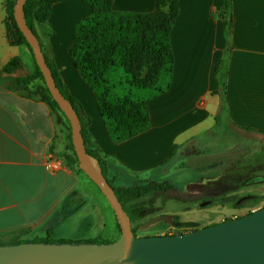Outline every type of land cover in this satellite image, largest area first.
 I'll return each mask as SVG.
<instances>
[{"label": "crops", "instance_id": "crops-1", "mask_svg": "<svg viewBox=\"0 0 264 264\" xmlns=\"http://www.w3.org/2000/svg\"><path fill=\"white\" fill-rule=\"evenodd\" d=\"M6 1L0 0V71L18 58L20 69L8 76L21 78L32 75L36 64L25 45L9 38L13 29ZM222 1L178 0L170 31L169 86L148 102V129L119 143L111 140L96 95L70 55L78 24L91 15V8L82 0L55 1L45 20L34 23L44 58L78 105L87 146L96 152L107 180L120 183L124 174L138 179L158 168L166 176L174 149L185 151L194 141L217 133L264 135V0H232L228 28L219 18ZM110 6L114 12L150 14L156 11L157 0H111ZM217 67L223 71V88ZM65 134L44 103L0 84V221L14 217L20 221L0 227V236L29 240L44 237L48 230L54 233L53 227L42 236L35 231L51 221L76 186L93 196L92 187L82 179L86 175L68 164ZM76 199V194L69 198V209ZM135 210L125 208L132 225L137 221Z\"/></svg>", "mask_w": 264, "mask_h": 264}, {"label": "trees", "instance_id": "trees-1", "mask_svg": "<svg viewBox=\"0 0 264 264\" xmlns=\"http://www.w3.org/2000/svg\"><path fill=\"white\" fill-rule=\"evenodd\" d=\"M55 1L59 0L26 1L23 11L26 24L31 30L34 23L45 20ZM82 1L91 8V15L78 24L70 55L82 79L96 95L98 110L111 140L116 143L123 142L148 129V102L165 91L171 81L173 54L170 45V31L178 15V0H157L156 11L150 14L114 12L111 10V0ZM15 2L16 0H7L5 6L7 18L13 29L9 31V38L12 43L25 45L31 52L30 46L18 30L13 18ZM231 6L232 0H223L219 13V18L223 19L226 25L228 24L227 28L231 21ZM148 57L157 59V67L154 76L141 78L139 70ZM47 65L52 72L56 87L72 104L79 117L86 152L98 160L96 152L87 146L78 105L68 95L55 69L48 63ZM20 67L21 61L18 58L10 59L0 71V84L23 98L40 101L48 107L55 123L62 124L65 128L67 152L69 153L68 164L77 172L82 173L72 146L69 122L51 98L38 67L35 66V72L29 76L21 78L8 76ZM118 67L126 74L123 81L117 79ZM216 74L220 87L223 88L225 80H223L221 67L216 68ZM174 155L175 149L168 162L173 160ZM99 164L105 176V168L101 161ZM107 181L124 210L128 202L137 200L146 194L173 189L168 182L150 181L131 187H114L111 181ZM197 230L199 229L190 232ZM133 232L134 229H132ZM190 232H178L175 235ZM52 233V230H48L39 242L17 238V241L8 245L28 243L102 245L97 244L95 240L83 242L55 240L52 238Z\"/></svg>", "mask_w": 264, "mask_h": 264}, {"label": "rangeland", "instance_id": "rangeland-1", "mask_svg": "<svg viewBox=\"0 0 264 264\" xmlns=\"http://www.w3.org/2000/svg\"><path fill=\"white\" fill-rule=\"evenodd\" d=\"M156 67V58H146L139 70L140 77L154 76ZM125 77L118 67L117 79L123 81ZM170 164L166 176H162V168H158L138 179L124 174L120 183H112L115 187H131L154 181L173 186L171 190L149 193L130 202V207L136 209L137 221L131 224L136 238L190 232L264 208V135L217 133L216 137L211 135L205 141H194L185 151H176ZM82 179L92 187L93 196L76 186L59 204L51 221L36 229V236L45 235V231L53 227L55 240H95L97 244L106 245L119 239L120 229L107 201L86 176ZM74 194L77 199L69 209L67 203ZM125 208L129 212L128 206ZM19 222L14 217L11 222L0 221V227ZM40 238L30 237L29 241L39 242ZM15 241L17 239L0 236V246H10L8 244Z\"/></svg>", "mask_w": 264, "mask_h": 264}, {"label": "water", "instance_id": "water-1", "mask_svg": "<svg viewBox=\"0 0 264 264\" xmlns=\"http://www.w3.org/2000/svg\"><path fill=\"white\" fill-rule=\"evenodd\" d=\"M16 0L13 18L31 48L51 98L69 122L79 169L99 189L120 229L117 241L106 244H21L0 246V264H264V208L249 215L194 232L136 238L130 219L102 173L99 161L86 152L81 123L62 96L38 39L26 24L24 5Z\"/></svg>", "mask_w": 264, "mask_h": 264}, {"label": "built area", "instance_id": "built-area-1", "mask_svg": "<svg viewBox=\"0 0 264 264\" xmlns=\"http://www.w3.org/2000/svg\"><path fill=\"white\" fill-rule=\"evenodd\" d=\"M51 167H52L53 169H57V168H58V165H57L56 163H53V164L51 165Z\"/></svg>", "mask_w": 264, "mask_h": 264}]
</instances>
